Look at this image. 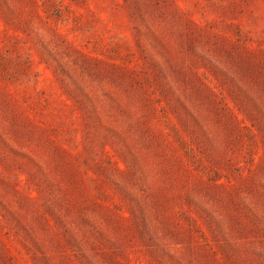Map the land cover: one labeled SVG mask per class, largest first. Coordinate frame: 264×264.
<instances>
[{
  "label": "rangeland",
  "instance_id": "374dc122",
  "mask_svg": "<svg viewBox=\"0 0 264 264\" xmlns=\"http://www.w3.org/2000/svg\"><path fill=\"white\" fill-rule=\"evenodd\" d=\"M0 264H264V0H0Z\"/></svg>",
  "mask_w": 264,
  "mask_h": 264
}]
</instances>
